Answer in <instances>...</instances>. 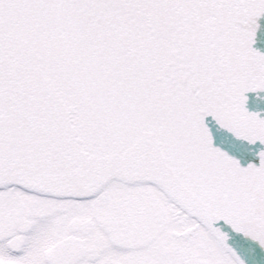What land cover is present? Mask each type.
I'll return each instance as SVG.
<instances>
[{
    "label": "snow or ice",
    "instance_id": "1",
    "mask_svg": "<svg viewBox=\"0 0 264 264\" xmlns=\"http://www.w3.org/2000/svg\"><path fill=\"white\" fill-rule=\"evenodd\" d=\"M0 264H264V0H0Z\"/></svg>",
    "mask_w": 264,
    "mask_h": 264
}]
</instances>
